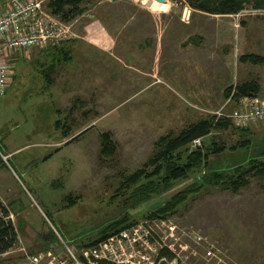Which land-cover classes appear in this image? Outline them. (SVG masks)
Wrapping results in <instances>:
<instances>
[{
	"label": "rangeland",
	"instance_id": "1",
	"mask_svg": "<svg viewBox=\"0 0 264 264\" xmlns=\"http://www.w3.org/2000/svg\"><path fill=\"white\" fill-rule=\"evenodd\" d=\"M38 1L48 14L49 0ZM146 2L83 0L82 13L64 23L66 40L8 57L0 201L18 242L0 264H30L27 256L40 264L63 260L58 237L82 250L123 220L97 242L145 225L156 242L154 262L264 264V180L250 178L236 192L202 180L209 168L228 176L264 149L263 124L242 134L227 118L237 85L255 82L264 98V62H240L246 55L264 59V10L249 5L235 16H213L170 0L167 12L157 13ZM212 118L228 128L201 140L223 149L207 169L145 201L133 192L147 180L122 187L154 157L160 138ZM102 135L113 146L109 157L101 154ZM195 182L204 187L176 211L154 213Z\"/></svg>",
	"mask_w": 264,
	"mask_h": 264
},
{
	"label": "trees",
	"instance_id": "2",
	"mask_svg": "<svg viewBox=\"0 0 264 264\" xmlns=\"http://www.w3.org/2000/svg\"><path fill=\"white\" fill-rule=\"evenodd\" d=\"M189 5L194 11L213 16H235L242 12L246 6L253 5L255 10H264V0H182ZM83 0H49L47 10L49 14L56 17L63 23H68L82 13L81 5ZM242 63H262L263 58L253 55L242 56ZM238 93L236 97L247 95L257 96L259 86L257 83H245L236 86ZM214 118L209 120H200L196 123L184 128L178 135L162 137L157 143V151L141 170L134 172L127 177L122 183V187L130 189L138 185L141 181L147 180L145 184H140L135 188L133 194L137 197V201H145L152 194L167 191L178 181L188 179L191 171H200L202 168L207 169L210 156L217 155L223 151L216 145L205 146L201 141V148L197 151L190 152L188 147L195 139H204L209 136L213 129H227L228 122L220 119L213 124ZM237 129V128H236ZM245 134L248 129H237ZM85 132V131H84ZM70 140H76L80 135ZM102 146L101 154L109 157L112 154L113 146L106 135L101 136ZM264 145V141H263ZM245 146V144H243ZM205 147V148H204ZM183 155L185 157L183 158ZM247 166H238L233 169V173H227L228 176L220 174L217 170L209 168L208 175L204 177L203 183L208 186H225L231 187L233 192L249 185L248 179L259 178L264 180V149L259 157L251 158L246 161ZM152 168L151 172L148 169ZM199 182H195L187 186L183 190L178 191L170 197L164 206L157 209L154 213L158 216H164L173 213L176 209L188 200L189 196L195 195L204 187ZM10 210L0 202V255L6 254L13 249L18 242L17 230L9 218ZM126 220L112 224L107 230L100 233V237L96 240L89 241L84 247H91L97 241L106 237L120 227ZM108 232V233H107Z\"/></svg>",
	"mask_w": 264,
	"mask_h": 264
},
{
	"label": "built area",
	"instance_id": "3",
	"mask_svg": "<svg viewBox=\"0 0 264 264\" xmlns=\"http://www.w3.org/2000/svg\"><path fill=\"white\" fill-rule=\"evenodd\" d=\"M68 35V27L56 17L45 13L38 0H0V97L7 88L9 71L6 62L10 55L59 45ZM237 93L234 90L231 97ZM238 98L227 116L231 125L237 129H248L256 123L264 125V98L252 95ZM199 147L200 139L190 144L191 150ZM57 241L64 251V258L56 261L51 252H47L46 257H52L48 264H168L165 259L154 262L152 253L156 242L145 225L133 227L82 250L64 242L60 237ZM27 259L30 264H40L34 256H27Z\"/></svg>",
	"mask_w": 264,
	"mask_h": 264
},
{
	"label": "bare ground",
	"instance_id": "4",
	"mask_svg": "<svg viewBox=\"0 0 264 264\" xmlns=\"http://www.w3.org/2000/svg\"><path fill=\"white\" fill-rule=\"evenodd\" d=\"M146 5L149 10L157 13H166L171 8L170 0H167L164 4L157 3L155 0H147Z\"/></svg>",
	"mask_w": 264,
	"mask_h": 264
},
{
	"label": "water",
	"instance_id": "5",
	"mask_svg": "<svg viewBox=\"0 0 264 264\" xmlns=\"http://www.w3.org/2000/svg\"><path fill=\"white\" fill-rule=\"evenodd\" d=\"M155 2L160 3V4H164L167 2V0H155ZM160 264H165V262H161Z\"/></svg>",
	"mask_w": 264,
	"mask_h": 264
},
{
	"label": "crops",
	"instance_id": "6",
	"mask_svg": "<svg viewBox=\"0 0 264 264\" xmlns=\"http://www.w3.org/2000/svg\"><path fill=\"white\" fill-rule=\"evenodd\" d=\"M0 202H2V201H0ZM2 203H3V202H2ZM3 205L6 206L5 203H3ZM6 207H7V206H6ZM11 214H12V213L10 212V215H11Z\"/></svg>",
	"mask_w": 264,
	"mask_h": 264
}]
</instances>
